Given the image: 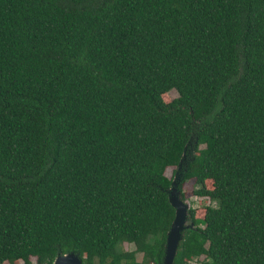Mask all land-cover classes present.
<instances>
[{"label": "trees", "instance_id": "trees-1", "mask_svg": "<svg viewBox=\"0 0 264 264\" xmlns=\"http://www.w3.org/2000/svg\"><path fill=\"white\" fill-rule=\"evenodd\" d=\"M168 166L172 264H264V0H0V264H159Z\"/></svg>", "mask_w": 264, "mask_h": 264}, {"label": "water", "instance_id": "water-1", "mask_svg": "<svg viewBox=\"0 0 264 264\" xmlns=\"http://www.w3.org/2000/svg\"><path fill=\"white\" fill-rule=\"evenodd\" d=\"M184 158V153L182 158ZM181 159L178 162V168L181 163ZM180 181V174L176 171L171 185L168 189V202L171 207L174 209V216L170 223L169 229L166 232L165 236V244L163 250V257L159 264H172L173 257L176 253L177 244L181 239L182 230L184 228L190 227L192 228L193 225L189 222L186 223L188 218L187 209L188 204L180 200L177 185ZM51 264H82L81 260L77 257V255L73 253H67L64 255H58L54 258Z\"/></svg>", "mask_w": 264, "mask_h": 264}, {"label": "rangeland", "instance_id": "rangeland-1", "mask_svg": "<svg viewBox=\"0 0 264 264\" xmlns=\"http://www.w3.org/2000/svg\"><path fill=\"white\" fill-rule=\"evenodd\" d=\"M176 96H177V92L175 90H170L162 96V99L164 102H168L171 99L175 98ZM183 160H184V158L181 161H183ZM180 165H181V163H180ZM179 168H178V164H177V170ZM174 170H175V167L168 166L164 170V175L168 178L171 176H174V174H175ZM193 187H194L193 182L191 180L184 182L183 187L181 189L182 192H184V196H185L183 201H185L188 204L189 208L194 209L196 217H200L202 214V210H203L204 206L207 203H209V201L207 198H202V197H197V196L191 195L190 192L192 191ZM186 223L187 224L189 223L188 218L186 220ZM123 248L125 250H132L133 245L125 243V244H123ZM139 258H140V254H136V259H139ZM200 261H201V258H198L196 260V262L190 261L187 264H200ZM3 264H6V263H3Z\"/></svg>", "mask_w": 264, "mask_h": 264}]
</instances>
